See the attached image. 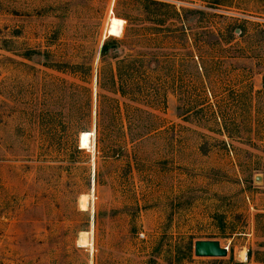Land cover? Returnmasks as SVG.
<instances>
[{
    "label": "rangeland",
    "instance_id": "rangeland-1",
    "mask_svg": "<svg viewBox=\"0 0 264 264\" xmlns=\"http://www.w3.org/2000/svg\"><path fill=\"white\" fill-rule=\"evenodd\" d=\"M263 84L264 0H0V264H264Z\"/></svg>",
    "mask_w": 264,
    "mask_h": 264
},
{
    "label": "water",
    "instance_id": "water-1",
    "mask_svg": "<svg viewBox=\"0 0 264 264\" xmlns=\"http://www.w3.org/2000/svg\"><path fill=\"white\" fill-rule=\"evenodd\" d=\"M228 249L222 248L217 241H196L193 244V254L196 258H225Z\"/></svg>",
    "mask_w": 264,
    "mask_h": 264
},
{
    "label": "trees",
    "instance_id": "trees-1",
    "mask_svg": "<svg viewBox=\"0 0 264 264\" xmlns=\"http://www.w3.org/2000/svg\"><path fill=\"white\" fill-rule=\"evenodd\" d=\"M113 47H115V46L105 43V44L102 46V48H101V53H100V54H101L103 57H105V56L108 54L109 49H110V48H113ZM26 55H27V57H29V56H28L29 54H26ZM120 62H123V60L120 61ZM263 86H264V84H263ZM87 134H88L87 132H84V133L82 134V136H83V135H87ZM82 136H81V138H82ZM82 148H84V146H82ZM193 244H194V242L190 239V240L188 241V243L186 244V246H185V250H187V253H188V255H190V257H191V253H192ZM178 250H179V251H178L177 254H181V250H180V249H178ZM238 264H242V263H238Z\"/></svg>",
    "mask_w": 264,
    "mask_h": 264
},
{
    "label": "bare ground",
    "instance_id": "bare-ground-1",
    "mask_svg": "<svg viewBox=\"0 0 264 264\" xmlns=\"http://www.w3.org/2000/svg\"><path fill=\"white\" fill-rule=\"evenodd\" d=\"M85 146V145H84ZM86 206H87V202H86V198L82 197L80 199V207L82 210H86ZM83 235V234H82ZM81 236V235H80ZM85 237V236H84ZM81 238V237H80ZM86 242L85 239L82 238V240H80L79 245L80 246H85Z\"/></svg>",
    "mask_w": 264,
    "mask_h": 264
},
{
    "label": "built area",
    "instance_id": "built-area-1",
    "mask_svg": "<svg viewBox=\"0 0 264 264\" xmlns=\"http://www.w3.org/2000/svg\"><path fill=\"white\" fill-rule=\"evenodd\" d=\"M140 238H144V235H143V234H141V235H140Z\"/></svg>",
    "mask_w": 264,
    "mask_h": 264
}]
</instances>
